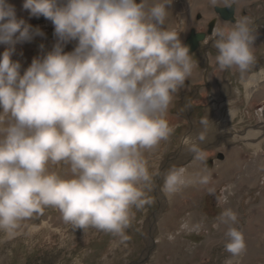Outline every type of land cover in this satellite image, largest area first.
Here are the masks:
<instances>
[{
  "label": "clouds",
  "instance_id": "9594fccd",
  "mask_svg": "<svg viewBox=\"0 0 264 264\" xmlns=\"http://www.w3.org/2000/svg\"><path fill=\"white\" fill-rule=\"evenodd\" d=\"M172 3L23 0L30 18L51 22L55 42L50 49L40 44L39 54L22 69L13 59L17 45L45 33L18 17L8 0H0V231L13 236L23 221L54 208L74 229L129 239L132 209L154 202L141 187L153 180L145 152L173 135L169 108L198 67L180 33L167 26ZM251 24L241 17L212 30L208 40L221 71L235 68L243 74L254 65ZM68 44L71 51H65ZM200 125L182 148L205 162L200 145L213 124L206 116ZM210 179L173 165L163 174L161 191L171 197ZM228 188L218 196L215 188L208 193L224 206ZM236 223V213L225 207L216 225L224 228L230 254L225 264L246 251ZM193 227L188 221L181 225L185 231Z\"/></svg>",
  "mask_w": 264,
  "mask_h": 264
},
{
  "label": "rangeland",
  "instance_id": "374dc122",
  "mask_svg": "<svg viewBox=\"0 0 264 264\" xmlns=\"http://www.w3.org/2000/svg\"><path fill=\"white\" fill-rule=\"evenodd\" d=\"M8 2L15 6L18 17L45 33L44 37H36L31 43L17 45L13 59L25 66L29 59L39 54L40 44L48 49L54 29L43 17L30 18L27 10L22 9L23 0ZM3 50L4 46L0 45V52ZM213 127L221 133L218 138L201 143L205 162L193 159L192 154L183 150L185 139L182 138L173 139L162 152L156 150L145 154L153 180L150 186L141 187L154 202L143 210L132 209L130 227L126 230L127 241L120 242L119 237L94 228L74 229L62 220L56 209L46 208L23 221L15 235L8 236L0 231V264H225L230 254L224 248V228L216 225L228 205L229 208L232 205L237 215L234 226L243 233L246 242V251L232 258L233 264H264V215H252L254 189L247 185L237 188L231 183L230 188L214 186L213 175L207 185L192 184L171 197L161 191L163 174L173 165L184 166L190 174L211 176L219 163L209 149L220 144L219 149L227 144L238 145L246 154V160L250 159L254 149L248 143L252 140L242 136L247 130L257 129L260 138L263 130L261 125L234 118L228 123H215ZM226 129L235 136L228 138L226 133L222 134ZM195 133L191 132L193 136ZM260 149H264V137L260 138L256 153ZM192 165L194 168H190ZM208 188H215L217 196L228 188L225 193L227 205L218 206L215 196H209ZM185 221L194 226L192 231L181 229ZM170 234L174 236L171 241L168 239Z\"/></svg>",
  "mask_w": 264,
  "mask_h": 264
},
{
  "label": "crops",
  "instance_id": "0c3cea01",
  "mask_svg": "<svg viewBox=\"0 0 264 264\" xmlns=\"http://www.w3.org/2000/svg\"><path fill=\"white\" fill-rule=\"evenodd\" d=\"M227 8H231L228 17L224 16L222 11L219 12V9ZM170 11L167 26L180 33V39L184 44L192 34L202 33L204 37L193 50H189L198 67L177 93L174 106H170L167 114L169 125L175 131L168 141H161L151 151L162 152L171 145L173 139H185L186 134L199 131L200 120L206 116L213 125L220 121L228 123L233 118L261 125L263 127L261 138H263L264 0H228L227 3L225 0H218L215 6L210 0H173ZM241 17H248L252 21L250 27L256 34L253 44L256 61L243 74L235 68L221 71L214 63L216 50L211 47L208 38L216 26H231V23H235ZM49 25H52L51 22ZM54 42L55 38H52L48 43V49ZM72 46L68 44L65 51H71ZM31 60L29 59L25 66L22 64L23 68H26ZM191 125L193 126L190 127ZM215 128L211 127L207 140L211 141L220 136V130ZM222 134L228 138L235 136L228 129ZM242 137L252 140L248 143L250 148L254 149L252 157L246 160V154L238 145L227 144L226 147L222 146L219 149L222 145L220 144L210 148V152L211 150V153L214 152L219 163L211 178L215 175L214 186L228 187L231 183L237 188L247 185L254 189L252 215H264V149L256 153L260 143L259 130H247ZM151 151L145 154L148 155ZM230 209H233L232 205Z\"/></svg>",
  "mask_w": 264,
  "mask_h": 264
},
{
  "label": "water",
  "instance_id": "95a60500",
  "mask_svg": "<svg viewBox=\"0 0 264 264\" xmlns=\"http://www.w3.org/2000/svg\"><path fill=\"white\" fill-rule=\"evenodd\" d=\"M222 11V14L226 17L230 15L231 8H227L225 10L219 9V12ZM204 37V34L198 33V34H192L187 40L185 45L189 47V50H193L197 45L198 42Z\"/></svg>",
  "mask_w": 264,
  "mask_h": 264
},
{
  "label": "bare ground",
  "instance_id": "6f19581e",
  "mask_svg": "<svg viewBox=\"0 0 264 264\" xmlns=\"http://www.w3.org/2000/svg\"><path fill=\"white\" fill-rule=\"evenodd\" d=\"M260 138H261V137H260ZM247 252H249V250H247ZM247 252H246V253H247Z\"/></svg>",
  "mask_w": 264,
  "mask_h": 264
},
{
  "label": "trees",
  "instance_id": "16d2710c",
  "mask_svg": "<svg viewBox=\"0 0 264 264\" xmlns=\"http://www.w3.org/2000/svg\"><path fill=\"white\" fill-rule=\"evenodd\" d=\"M209 196H212V195H209Z\"/></svg>",
  "mask_w": 264,
  "mask_h": 264
}]
</instances>
